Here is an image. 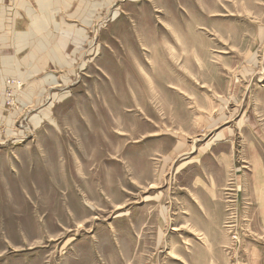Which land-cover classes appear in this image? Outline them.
<instances>
[{"label": "rangeland", "instance_id": "obj_1", "mask_svg": "<svg viewBox=\"0 0 264 264\" xmlns=\"http://www.w3.org/2000/svg\"><path fill=\"white\" fill-rule=\"evenodd\" d=\"M39 2L0 0V264H264V0Z\"/></svg>", "mask_w": 264, "mask_h": 264}, {"label": "crops", "instance_id": "obj_2", "mask_svg": "<svg viewBox=\"0 0 264 264\" xmlns=\"http://www.w3.org/2000/svg\"><path fill=\"white\" fill-rule=\"evenodd\" d=\"M43 11H41L40 12V14L42 13ZM77 15H78V12H77ZM91 16H89V18H90ZM88 18V19H89ZM42 19V18H41ZM40 19V20H41ZM87 19V20H88ZM87 20H86V22H87ZM90 20V19H89ZM47 24H45V26H46ZM63 26L62 27H60L61 29H60V32L62 33L61 35H60V38H62V39H64V40H62V43H63V45H59L58 43L57 44H53L52 45V47H51V49H50V51L48 52L49 54L48 55H50V56H52V58H53V60L52 61H54V62H57V63H63V62H65V63H67L64 59H63V57L62 56H60L63 52H64V48H65V46L67 45V43H68V38L69 37H71V36H73V34L75 35H78V34H80L81 33V36H82V38H85L84 36L85 35H83V30H76L72 25H67V24H62ZM37 26V25H36ZM35 26V29H37V27ZM74 28V29H73ZM43 30H44V25L42 24V27L38 30H36L38 33H36V35H34V37H35V39H36V41H37V43H36V45H35V48H34V51H32L31 53H30V57L31 58H36V57H38V55L44 50V48L46 47L44 44H43V41H45V39L44 38H46V36L43 34ZM42 32V33H41ZM47 32V31H46ZM72 32H74L73 34H72ZM31 36V35H30ZM29 36V34H27V36L26 37H30ZM37 36H39V38L37 37ZM15 38H16V35H15ZM14 38V39H15ZM1 39H3V40H6L4 37H1ZM47 41V40H46ZM47 44V43H46ZM77 45H79V42H77ZM4 46H6V50H7V47H8V45H4ZM20 49V48H19ZM6 50H4V52L2 53V54H6V57H4V58H2V60H1V64H2V66L5 64V62H9V60L10 61H12V63H18L19 64V60L17 61V59H15V58H13V57H11V55L9 54V52L7 51L6 52ZM16 50V49H15ZM17 52V54H18V50L16 51ZM15 53V52H14ZM59 56H58V55ZM33 61V60H32ZM39 62H42V61H37V64L39 63ZM3 69H4V67H3ZM6 72V71H5ZM259 167H257V164H256V174H260L262 171H258L257 172V169H258ZM263 175H264V173H262ZM258 184V183H257ZM260 185H261V183L260 184H258V185H256V192H257V201H258V204H259V211H260V214H261V218H262V220H263V222H264V190H263V188H261V187H263V186H261L260 187ZM264 228V227H263ZM259 263V262H258Z\"/></svg>", "mask_w": 264, "mask_h": 264}, {"label": "bare ground", "instance_id": "obj_3", "mask_svg": "<svg viewBox=\"0 0 264 264\" xmlns=\"http://www.w3.org/2000/svg\"><path fill=\"white\" fill-rule=\"evenodd\" d=\"M37 1H41L39 2V4H41L40 6H42V0H37ZM35 21H38V23H36V25L38 26L37 29L39 30L42 27V20H40L39 18H36Z\"/></svg>", "mask_w": 264, "mask_h": 264}]
</instances>
